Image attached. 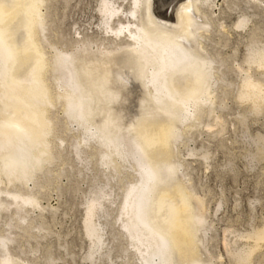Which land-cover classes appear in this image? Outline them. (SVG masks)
<instances>
[{"label":"bare ground","instance_id":"obj_1","mask_svg":"<svg viewBox=\"0 0 264 264\" xmlns=\"http://www.w3.org/2000/svg\"><path fill=\"white\" fill-rule=\"evenodd\" d=\"M45 1L22 0V5L17 6L12 0L11 9L0 10V212H8L5 225L11 227L13 220L15 228L33 229L27 217L29 211L41 206L36 197L37 188L42 187L40 174H49V166L61 158L64 150L63 138L57 134L58 106L67 131H72L71 125L77 130L69 144L76 156L83 152V146H89L99 166L117 174L123 168L134 172V180L123 187L114 218L121 229L117 234L126 242L122 252H131L139 264H211L203 261L200 253L207 229L203 200L180 181L183 163L177 158L172 162L176 155L172 147L184 135L180 125L189 121L184 126L194 127L195 120L213 112L211 105L217 94L213 85L221 80L216 74L220 60L210 56L201 42L211 24L199 17L205 12L203 6H212L211 0H194L193 10L200 16L188 9L182 15L179 32L158 27L153 0H99V29L104 38L93 43L81 36L73 40L69 49L48 41L45 14L41 12ZM245 21L240 19L236 26ZM186 22L191 30L184 32ZM252 43L243 62L247 67L254 64L264 68V49ZM240 64L236 69L244 72ZM115 72L121 75L120 81ZM251 75L241 77L237 99L251 101V111L260 114L264 77L261 80ZM138 84L142 90L134 107L140 118L136 127L129 129L123 126V115L128 113V97L136 89L134 86L139 88ZM259 140L261 147L257 151L263 152L264 136ZM19 185L23 190L16 188ZM101 188L104 187L97 188L85 202L84 231L91 242L85 258L89 261L105 242L107 223L95 222L99 216L93 219L99 212L108 211L104 200L109 191ZM166 206L176 208L170 225L157 219L160 208ZM24 220L26 225L21 226ZM8 232H0V264H35L13 252L9 243L15 238ZM242 238L251 239V245L227 251L235 264L252 260V253L264 240V225ZM48 260L51 259L47 257Z\"/></svg>","mask_w":264,"mask_h":264},{"label":"rangeland","instance_id":"obj_2","mask_svg":"<svg viewBox=\"0 0 264 264\" xmlns=\"http://www.w3.org/2000/svg\"><path fill=\"white\" fill-rule=\"evenodd\" d=\"M11 1L0 0V10L11 9ZM193 1L153 0L154 12L156 11L155 21L158 27L168 32H179L177 28L183 23L181 22L183 16L188 11L197 17L200 16L193 10ZM14 2L17 3V6L22 5V0H14ZM98 2L99 0L45 1L41 12L45 14L47 29L44 26L46 29L44 33L49 34V38L46 36L47 39H50L48 41L58 47H63L62 49H69L73 40L81 36H86L93 43L102 40L105 35L99 29L101 17L97 9ZM211 5L207 8L203 6L205 12L199 17L200 19L206 18L211 24V28H207L208 32L203 33L205 37L201 38V42L206 52L209 51L210 56L215 60H220V63L223 61L221 64H217L216 73L221 76V80L213 85L214 94L217 92L211 105L213 112L210 115L203 114V117H200L201 120L199 119L201 123L199 120H195L194 124L198 122L199 124H195L194 127L184 126L189 121L180 125L184 128V135L179 137L174 148L172 147V152L176 154L172 157V162H176L175 160L178 159L183 163L179 169V176L182 178L180 181L188 186L186 187L188 191L191 190L192 195L194 193V196L203 200L205 210L203 217L207 229L203 235V240H206L202 243L204 246H200L201 258L205 259L202 260L211 261V264H235L233 257L227 252L228 249H230L229 251L246 249L251 245L252 240L242 237H245L252 229L264 225V151H257L261 147L259 137L264 136V96L259 101L261 110L258 113L260 114H256L251 111V101H239L236 94L244 74H252V78L260 76L258 79L261 80L264 77V68H257L254 64L247 67L243 62L248 52V46H251L252 42L256 44L252 43V46H261L264 49V0H211ZM242 18L247 22L245 21V24L240 27L236 26V23ZM189 29L191 30L190 25L186 22L183 31L186 32ZM93 43L91 45L94 48ZM26 47H29L28 44ZM46 49L50 50L48 47ZM236 64L243 66V69L245 67L244 72L237 70ZM114 75L120 81L121 75L118 72H115ZM126 86L129 90L131 89V85ZM137 88L134 86L135 92L133 91L128 97L126 107H130L128 113L123 115V126L129 127V129L135 128V124L137 125L140 118L134 104L137 102L141 93L139 90H142V87L139 85L140 89ZM59 108L56 107L57 119L59 118L60 122L57 134L63 138L61 146L64 147V150L61 152V158L54 160V163L49 166V174H40L39 181L42 187L37 188L36 197L41 206L29 211V218L27 217L30 219V223L32 222L33 229L23 231L18 227L15 228L13 220L12 222L10 220V224L11 227L12 224L14 226L7 227L5 225L7 216L5 215L8 212L1 211V234L10 231L11 235L9 234V236L15 238L9 243L13 252L23 256L27 261H36L35 264H139L131 252L128 250V252H122L126 242L117 234V232H121V229L114 221L123 187L129 180H134L132 177L134 172L123 168L121 173L117 174L99 166L97 155L89 146H83V152L76 156L69 144L77 135V130L74 125H71L72 131H67L64 127L63 114ZM215 115L222 120H214ZM177 133L180 134V131ZM27 186L30 187V182ZM101 186L104 187L101 188L105 189L104 192L108 193L107 191H109L106 199L110 198L108 202H111L108 203L107 200H104V206L108 210L105 214L107 215L108 212V216L99 212L93 219L97 220L100 217L95 222L107 223V227L104 228L106 235L103 236L105 242L101 246L102 249L98 248L99 251L94 252V259L89 261L85 258L90 249L89 245L91 246L83 224L85 202ZM16 188L23 187L19 185ZM177 208L179 207L177 206ZM175 210V207L171 209L167 206L162 207L157 219L162 224L167 221L165 225L173 224ZM171 211L172 213H170ZM20 225L25 226L26 221H21ZM25 232L26 234H24ZM259 244L251 255L252 260L247 264H264V240ZM18 247L23 248L22 251ZM105 253L110 255L107 257ZM47 257L51 259V262L49 260L47 262Z\"/></svg>","mask_w":264,"mask_h":264}]
</instances>
